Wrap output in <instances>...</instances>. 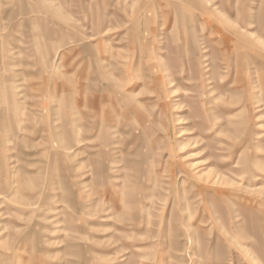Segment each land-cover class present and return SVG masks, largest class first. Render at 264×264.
I'll return each mask as SVG.
<instances>
[{"label": "rangeland", "instance_id": "1", "mask_svg": "<svg viewBox=\"0 0 264 264\" xmlns=\"http://www.w3.org/2000/svg\"><path fill=\"white\" fill-rule=\"evenodd\" d=\"M0 264H264V0H0Z\"/></svg>", "mask_w": 264, "mask_h": 264}, {"label": "bare ground", "instance_id": "2", "mask_svg": "<svg viewBox=\"0 0 264 264\" xmlns=\"http://www.w3.org/2000/svg\"><path fill=\"white\" fill-rule=\"evenodd\" d=\"M15 89H16V88H15ZM17 91H18V90H17ZM17 93H18V92H17ZM14 96H15V95H12V98H13ZM15 97H16V96H15ZM86 105H87V104H86ZM86 105L84 106V108H85V109H88V108H89V105H87V106H86ZM16 124L19 125V128H20V120H19V121H16ZM60 127H62V128H61V133H60L59 136L61 137V139H64V140H65V136H66V133H67V132H64V131H63V125H61ZM18 131H19V130H18ZM12 133H14V132H12Z\"/></svg>", "mask_w": 264, "mask_h": 264}, {"label": "crops", "instance_id": "3", "mask_svg": "<svg viewBox=\"0 0 264 264\" xmlns=\"http://www.w3.org/2000/svg\"><path fill=\"white\" fill-rule=\"evenodd\" d=\"M63 129H64V125H63ZM68 136L70 137V134L67 132L65 138H68Z\"/></svg>", "mask_w": 264, "mask_h": 264}]
</instances>
